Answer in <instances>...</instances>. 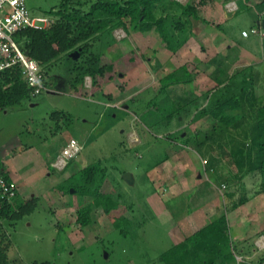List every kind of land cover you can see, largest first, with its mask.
Wrapping results in <instances>:
<instances>
[{
  "label": "rangeland",
  "instance_id": "obj_1",
  "mask_svg": "<svg viewBox=\"0 0 264 264\" xmlns=\"http://www.w3.org/2000/svg\"><path fill=\"white\" fill-rule=\"evenodd\" d=\"M231 1H236L237 8L241 4L240 10H230ZM258 1L181 0L191 2L199 15L211 22L192 20L190 42L189 38L183 45L186 49L173 57L176 65L189 61L193 70H199L195 81L186 88L196 94L212 90L216 85L212 76L215 67L208 58L230 54L232 45L239 48L240 59L232 64L230 73L251 64L256 95L259 101H264L263 35L252 32L257 23ZM61 2L26 0L33 15L49 14ZM217 22L224 24L227 31L218 28ZM243 30L248 32L247 36ZM126 31L128 36L122 39L114 31L115 44L104 60L112 62L129 48H137L142 61L130 70L121 67L120 75H113L102 89L95 87L91 94H78L70 84L73 61L60 56L45 73L49 89L31 101L0 110V157L9 170L21 177L18 185L23 198L40 197L36 210L8 229L13 241L10 256L23 263L50 260L52 264H169L160 254L177 243L180 235L167 222L171 217L167 211L183 219L189 232L212 219L214 212H232L229 191L235 193L233 198H249V206L233 210L232 216L237 223L240 221L238 226L264 227V196L258 193L259 175L246 173L233 177L230 172L234 168L225 159L220 166L213 167L210 157L217 154V147L209 154L206 150L199 153L190 146H182L169 160L147 170L166 151L168 140L163 135L182 129L187 134L186 128L204 131L211 121L207 118L192 121L193 110L181 117V123L174 119L167 129L148 127L145 121L155 118L144 112L145 101L159 89L160 77L172 69L167 63L172 51L153 29L139 32L128 27ZM156 59L164 61L159 71L153 69ZM140 64L143 66L140 72L129 73ZM135 96L140 97L132 101ZM112 106L117 108L110 117ZM58 110L71 113L70 119H62L61 128H56L57 122L51 117ZM158 113L162 118L164 113ZM72 137L85 147L70 167L58 171L50 163ZM97 160L109 170L105 188L113 186L111 178H114L126 203H133L132 223L126 233L115 228L109 215L96 208L93 223L81 226L76 220L77 209L92 198L79 196L76 190L64 194L58 187L73 171ZM126 171L132 172L134 183L124 178ZM155 199L163 202L159 204ZM186 204L192 209L190 215L186 213ZM157 205L160 216L154 213ZM126 213L130 216L129 211Z\"/></svg>",
  "mask_w": 264,
  "mask_h": 264
},
{
  "label": "trees",
  "instance_id": "obj_2",
  "mask_svg": "<svg viewBox=\"0 0 264 264\" xmlns=\"http://www.w3.org/2000/svg\"><path fill=\"white\" fill-rule=\"evenodd\" d=\"M255 7L257 20L264 19V0L257 2ZM240 8L241 4L238 10ZM46 15L54 17L50 25L21 30L16 33V40L31 58L37 60L45 73L60 56H68L73 61L70 68V84L78 94H91L95 87L102 89L110 78H114L113 75H120L121 67L130 70L132 65L142 61L137 48H129L112 62L104 60L106 53L115 44L113 33L117 28L123 27L127 30L129 27L139 32H150L153 29L159 33L166 47L175 53L190 38L192 20L201 19L211 23L199 15L198 9L191 2L183 3L181 0H62L60 5L52 8ZM215 25L227 31L224 24L217 22ZM259 26L263 32L261 46L264 59V24L256 23L255 27ZM229 50L230 54L219 53L209 62L210 65H215L212 76L216 85L214 89L202 94H196L186 88L197 76V69L191 68L192 62L185 61L160 77L159 89L145 101L144 112L155 118L151 122L145 121L150 129H167L174 119L181 123V117L193 110L192 121L207 118L210 119L211 125L204 131L186 128L185 135L184 129L163 135V139L168 140L166 151L157 158L154 165L150 163L147 170L168 160L182 146H190L199 153L206 150L209 154L217 147V154L210 157L212 166H220L225 159L234 168V172H230L233 177L246 173L259 175L258 193L264 196V101H259L256 95V77L251 64L230 73L232 64L240 59V51L237 46L232 45ZM140 54L143 55L141 52ZM149 59L153 62V59ZM125 61H128L129 65H126ZM161 66L160 60L156 59L153 69L159 71ZM87 75L93 78V89L84 86ZM33 97L20 66L0 71V110L31 101ZM139 97H133L132 101ZM112 107L114 108L109 112L110 117H113V110L117 108ZM158 112L164 113L162 118ZM51 117L57 122L56 128H61L62 119H70L71 113L58 110L54 111ZM72 163L74 158L68 167ZM108 173V167L101 160H97L73 171L58 187L64 194L71 193V188H74L77 195L92 198L77 209L76 220L81 226L93 223L92 213L96 208L109 215L115 228L126 233L132 223L131 211L134 206L133 203H126L124 193L118 188L119 183L114 178H111L113 186L109 190L105 188L110 178ZM227 195L232 198V209L249 200L246 196L233 198L235 193L231 191L227 192ZM39 200L38 196L25 199L21 193L12 201L2 200L0 264H28L10 256L13 241L8 229L15 227L25 215L33 213ZM154 201L159 202L156 199ZM161 202L163 200H160L159 204ZM186 207L187 211L192 210L188 204ZM154 208L157 216L160 208L158 205ZM126 211L130 212V216ZM229 245V225L226 214L223 213L184 240L173 244L163 251L160 257L169 264H218L217 259L222 261L220 264H229L230 260L235 259L226 249ZM30 264L52 262L44 260Z\"/></svg>",
  "mask_w": 264,
  "mask_h": 264
},
{
  "label": "built area",
  "instance_id": "obj_3",
  "mask_svg": "<svg viewBox=\"0 0 264 264\" xmlns=\"http://www.w3.org/2000/svg\"><path fill=\"white\" fill-rule=\"evenodd\" d=\"M228 5L230 10L238 9L236 1H231ZM53 21L54 17L51 15H33L26 0H0V71L20 66L31 89V94L34 96L47 89L45 71L37 60L31 58L27 51L21 47L15 36L17 32L28 27L44 28ZM115 31L119 39L128 36L123 27H119ZM252 32L263 35L260 26L253 28ZM243 34L247 36L248 32L243 30ZM84 86L93 87L91 75L85 77ZM84 147V144L76 138H70L63 146L61 153L52 161L51 166L58 171L66 170L70 161L79 156ZM223 187L225 188L226 185L224 184ZM19 193L17 181L11 176L4 165V160L0 157V208L3 205V199L12 201ZM257 245L264 248V236L257 240Z\"/></svg>",
  "mask_w": 264,
  "mask_h": 264
},
{
  "label": "crops",
  "instance_id": "obj_4",
  "mask_svg": "<svg viewBox=\"0 0 264 264\" xmlns=\"http://www.w3.org/2000/svg\"><path fill=\"white\" fill-rule=\"evenodd\" d=\"M249 1H251V0H249ZM249 1L243 0L242 2L244 3V2H249ZM190 40H191V38L188 40V43L190 42ZM184 47L185 46H182L175 53L174 52H171L172 54L169 56L170 59L167 62L169 65H172L173 66L171 70L177 68L183 62H185V61H182L180 64H177L176 65V63L173 61L174 55L177 54V53H179L181 50L183 51V49H186ZM188 50H189V48H188ZM119 52H121V51L119 50ZM218 53H219V51H218ZM216 55H213L212 57H209L208 58L209 62ZM160 61H161L162 66H163L164 65V61L163 60H160ZM211 66H214L215 67V65H213V64ZM142 67H143L142 64H140V66L132 69L131 72H129V73H132V75H135V73H137V71L138 72L141 71V68ZM198 71L199 70H197V72ZM168 72H166V73H168ZM46 84H47V89H49L48 83H46ZM101 93H102V91H101ZM4 165L7 168V165H6L5 160H4ZM50 165H51V163H50ZM8 171L11 174V176L17 181V183L18 182L19 183L21 182V177H19V175L15 171H12V170H9V169H8ZM248 202H246V203H244L242 205H245ZM247 205L249 206L250 204H247ZM240 207H241V205L239 207L235 208V209H238ZM235 209H232L231 208L232 212H229V211L228 212H220V211L218 212L216 210L217 213L214 212L212 219H209L204 224H202L200 227H196L195 229H193V230H191L189 232L184 227V225L187 224V223L182 222L183 219H180L179 220L178 216L177 215H174V213H171L170 211H167V213H169L171 215V217L167 220V222L169 224H171V226H172L171 228L173 229V231L176 234L178 233L180 235L179 236V241H178V242H180V241L184 240L187 236H189L192 233H194L196 230L202 228L203 226H205L206 224L210 223L211 221H213L214 219H216L217 217L221 216L224 213V214H226L227 221H228V225H229V238H230V245L227 246L226 249L228 250V252H231L234 255V257H235V259H234L235 261L234 260H230V263L229 264H264V248L262 249V248H260L257 245V240L261 236H264V232H263L264 227L257 228V227H251V226L249 227V226H246V227L243 228L242 226H238V225H240V221H238L239 223H237L236 218L232 216L233 210H235ZM186 213L190 215L192 213V210L191 211H186ZM157 216H160V213H158ZM176 220H177V222H176ZM226 245L227 244H224V246H226ZM221 262L222 261L220 259H217V263L218 264H220Z\"/></svg>",
  "mask_w": 264,
  "mask_h": 264
},
{
  "label": "water",
  "instance_id": "obj_5",
  "mask_svg": "<svg viewBox=\"0 0 264 264\" xmlns=\"http://www.w3.org/2000/svg\"><path fill=\"white\" fill-rule=\"evenodd\" d=\"M257 23L258 24H260V23H263L264 24V19L262 18V19H258L257 20ZM75 53V52H74ZM74 53H71V55H73ZM122 74V73H121ZM183 135H185V132H184V134ZM124 178L128 181V182H131V183H134V175L132 174V172H130V171H126L125 173H124ZM73 192H75V189L74 188H71V193H73Z\"/></svg>",
  "mask_w": 264,
  "mask_h": 264
}]
</instances>
